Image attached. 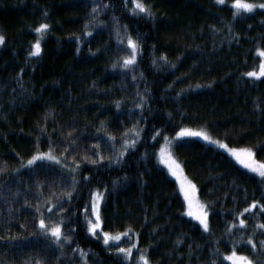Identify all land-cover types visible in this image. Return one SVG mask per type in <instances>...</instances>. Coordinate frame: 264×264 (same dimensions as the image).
Instances as JSON below:
<instances>
[{
  "label": "trees",
  "instance_id": "16d2710c",
  "mask_svg": "<svg viewBox=\"0 0 264 264\" xmlns=\"http://www.w3.org/2000/svg\"><path fill=\"white\" fill-rule=\"evenodd\" d=\"M129 2L0 0V264H85L74 248L87 264H137L88 232L94 190L101 228L136 236L150 264H230L220 256L233 245L264 264V209L243 211L264 204V177L212 144L174 140L208 209L204 231L157 160L164 137L193 127L264 161V76L244 75L259 66L264 9L234 17L232 0H144L148 16ZM129 36L136 60L123 67ZM37 152L61 163L28 165ZM40 218L70 240L57 244Z\"/></svg>",
  "mask_w": 264,
  "mask_h": 264
},
{
  "label": "snow or ice",
  "instance_id": "6c2138e0",
  "mask_svg": "<svg viewBox=\"0 0 264 264\" xmlns=\"http://www.w3.org/2000/svg\"><path fill=\"white\" fill-rule=\"evenodd\" d=\"M128 0H125V4H127ZM132 3V8L129 9V11L135 13V14H140L143 13L145 15L151 16L152 13L149 10L147 4L144 2V0H131ZM216 3L218 4H224L225 0H216ZM232 7L235 9V11L232 12V15L235 17L243 12H252L254 9H264V2H261V0H232ZM93 11H96V8H93ZM48 25L45 23L39 24V26L35 29L36 33L42 34L44 30L48 29ZM5 37L0 34V44L4 42ZM127 44L131 46V51L132 54L130 56L125 57V62L122 65L123 67H128L129 64L133 63L136 60V51H137V43L132 39L131 36L128 37ZM34 48V53H39L41 50V44L40 40L37 39L33 45ZM257 52L261 57H264V49L257 48ZM155 63V61H153ZM115 66V65H113ZM244 75L248 77H262L264 76V59L260 60L259 64V70H252ZM117 107H119V102H117ZM139 107V105L137 106ZM135 131V129H133ZM195 135V136H201L207 141H212V138L208 135H206L204 132H192L189 129L181 128L179 132L176 133L178 137H183L185 135ZM139 134L137 133V136ZM155 139V137H153ZM213 143L219 144L220 147L227 149L228 152H230L235 159L242 164L245 168L250 169L252 172L257 173L259 176L264 177V161H259L255 159V154L252 148H229V146L222 141L216 140L212 141ZM123 144L125 146V151L127 150V146L135 147V141L134 140H128L125 139L123 141ZM161 153L164 152V149H160ZM99 159H104L103 156H99L97 153ZM123 156V151H121L118 154L117 158L113 159V162H118V158ZM38 159L40 160H51L56 163H60V159L57 156L51 155L50 152H37L34 155L31 156V158L27 161L28 165H32L35 161ZM87 159V157H85ZM91 163H96L97 161L93 160L90 161ZM164 163L168 165L169 169L172 171V175L177 177L178 179L180 178V173L178 172V169L180 168V165L177 164L175 161H170V160H164ZM76 164H79V161H76ZM64 167H68L67 165H64ZM76 169L73 168L72 171L74 172ZM189 184L191 185V182L189 181ZM192 189H195V185H191ZM181 190L185 191V198L188 199V192L187 190L184 189V181L181 180ZM66 195L70 196L71 193H66ZM93 196L96 197V201L98 202L102 197L97 195L96 193H92ZM189 204H191V200L189 199ZM259 205L261 209H264V204H259L258 201L253 200L248 207L243 209L244 212H249L250 209L256 207ZM200 211L198 213H193L191 211L188 212L189 216H195V219L199 221L200 225L203 226L204 231L209 230V223H208V209L206 205L200 204ZM60 211H63L62 208L59 209ZM50 211H51V206H50ZM91 211L95 214V220L96 222L93 223L92 220L87 221V230L88 232H91L93 235H96V229L100 228V216L99 212L97 210V204L93 203L91 205ZM239 215V214H238ZM39 228L42 230V232L50 235V237L56 241L57 244H60L61 238H63L64 241L70 240V236L66 235L62 232V225L60 223L53 224L52 226H48L46 224V221L44 218H40L38 220ZM240 225L245 224L244 219L239 220ZM259 228L264 229V224H259ZM232 225H229V231H231ZM121 235H127V232L118 234L115 237H111L110 233L108 232H103V243L105 245L109 244L110 239L114 240H120ZM237 244L239 241L236 242ZM260 245L264 247V240H261ZM248 244L252 246L253 249L256 247V242L252 240L251 237L248 238ZM61 247L63 245H60ZM136 245L133 243H130L128 247H117L116 251L118 253L124 254V259L129 260L132 256V250L135 248ZM111 250V249H110ZM73 251H79L80 255L84 257L85 259V264H87V253L83 251V249L79 248H74ZM220 259L222 261H228L230 264H254V260L247 254H245L242 251H238L236 246L233 245L231 250L228 251L227 253L221 254ZM139 261H143V264H150V261L148 260V257L141 254L138 258L137 264H139ZM36 264H40V261L37 260ZM212 264H216V261L213 260ZM258 264V262H256Z\"/></svg>",
  "mask_w": 264,
  "mask_h": 264
},
{
  "label": "rangeland",
  "instance_id": "374dc122",
  "mask_svg": "<svg viewBox=\"0 0 264 264\" xmlns=\"http://www.w3.org/2000/svg\"><path fill=\"white\" fill-rule=\"evenodd\" d=\"M231 6H232V3H231ZM129 7L132 8V3L131 2H129ZM259 57H260V60L261 59H264V57H261L260 55H259ZM259 64H260V62H259ZM255 70L258 71L259 70V66ZM183 128L189 129L192 132H204L206 135H208V136H210L212 138V141L219 140V139L213 137L211 134H209V132L207 130H205V129H199V128H193V127H183ZM179 131H180V129L177 132H179ZM176 133L174 135H172V136H166V137H164V139H163L162 143H160L159 149L157 151V160L167 170L168 174L176 181L177 186H178V189H179V191H180V193H181V195H182V197L184 199V202H185V210H184L185 215H187L188 217L192 218L193 220H195L196 222L199 223V221H197L195 219V216H189L188 215V212L191 211L193 213H198L200 211V207H199L200 204H204L205 205V203L200 199V197L198 195L197 186L187 177V175L185 174V172H184L181 164L175 158V156H174V154L172 152V146H171V144H172V142L174 140L181 139V138H186V137H190V138H197V139L202 140V141H204V142H206L208 144H212V145L216 146L217 148L225 151L235 162H237L244 169L248 170L249 172H251V173H253L255 175H258V174L252 172L250 169L245 168L242 164H240L235 159V157L230 152L227 151V149H224V148L220 147L219 144L213 143L212 141H207V140H205L201 136L187 135L186 134L183 137H178L176 135ZM219 141H221V140H219ZM222 142L225 143L224 141H222ZM225 144H227V143H225ZM228 146H229V148H237V149H240V148H248V147H233V146H230V145H228ZM161 148L164 149V152L163 153H161V151H160ZM50 154L52 155L53 153L50 152ZM44 160L45 161H51V160H47V159H44ZM164 160L175 161L177 164L180 165V168L178 169V172L180 173V178L179 179L177 177H175V176L172 175V171L169 169L168 165L164 163ZM256 160H258V159H256ZM37 161H40V159H38ZM60 163H61V161H60ZM181 180L184 181V189L187 190V192H188V199L185 198V191L184 190H181ZM189 181L191 182V185H195V189L194 190L192 189L191 185L189 184ZM92 193H96L97 195H99V196L102 197V194H101V192L99 190H94ZM189 199L191 200V204H189ZM93 203H96L97 204V210H98L99 216H100L101 199L97 202L96 201V197L93 196V195H91V205ZM88 220H92L93 223L96 222V220H95V214L92 211H91V215L88 218ZM208 223H209V216H208ZM200 226L203 228L202 225H200ZM87 227H88V225H87ZM103 232H107V231H104L101 228V218H100V228L99 229H96V235L95 236L101 238L102 241H103ZM108 233H110V232H108ZM123 233H125V232H123ZM118 234H122V233H110L111 237H115ZM136 240H137L136 239V236L133 238V236L130 235L127 232V235H121V239L118 240V241L117 240H114V239H110L109 240V244L114 249H116L117 247H128L130 243L135 244L136 247L133 248V250H132V256L131 257H132L133 260H135L137 262L138 261V258H139V256L141 254L135 252L136 251V248H137ZM142 262L143 261H139V263H142Z\"/></svg>",
  "mask_w": 264,
  "mask_h": 264
}]
</instances>
